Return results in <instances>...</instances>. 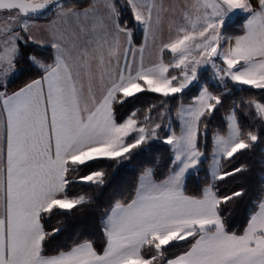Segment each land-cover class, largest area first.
Returning a JSON list of instances; mask_svg holds the SVG:
<instances>
[{
    "label": "snow or ice",
    "instance_id": "1",
    "mask_svg": "<svg viewBox=\"0 0 264 264\" xmlns=\"http://www.w3.org/2000/svg\"><path fill=\"white\" fill-rule=\"evenodd\" d=\"M124 4L143 31L138 48L114 0H92L83 11L66 8L64 0H0V17L8 22L0 26V86L7 88L21 43L53 50L49 63L29 57L42 71L39 78L11 94L0 91V264H264V198L242 232L229 231L224 216L227 206L246 194L243 188L221 193L222 182L246 171L245 165L228 170L225 164L260 139L242 129L239 105L226 116V129L212 135L211 162L199 195L185 191L187 176L198 173L204 162L207 121L222 106L229 83L239 91L248 86L264 92V0L257 6L251 0ZM167 13L172 18L164 39ZM238 13L246 14L243 34L225 36L222 29ZM49 15L55 19L47 39L31 35L35 21ZM73 21L79 33L87 34L83 44ZM121 34L127 38L123 47ZM150 46L156 59L146 63ZM166 52L171 55L167 62ZM207 66L224 92L213 93L201 81L199 70ZM197 86V94L184 103L186 90ZM140 93L160 99L142 120L140 109L118 120L116 105ZM170 99L180 101L175 108L179 133L169 115ZM246 105L264 121V103ZM157 140L171 153L168 174L157 180L153 168H145L134 195L112 204L102 221V251L84 240L50 253L47 241L60 228L46 230L45 218L57 211L70 215L90 202L84 195L69 197L68 186L105 184L103 169L73 174L102 162L130 161L135 150ZM180 242L186 250L170 255Z\"/></svg>",
    "mask_w": 264,
    "mask_h": 264
},
{
    "label": "trees",
    "instance_id": "2",
    "mask_svg": "<svg viewBox=\"0 0 264 264\" xmlns=\"http://www.w3.org/2000/svg\"><path fill=\"white\" fill-rule=\"evenodd\" d=\"M91 0H64L67 7L84 8L90 4ZM117 8L121 12V23L127 22L128 28L132 30L133 44L139 45L142 41L143 31L136 26L132 20L130 11L127 10L124 0H114ZM54 15H49L47 18L39 20H48ZM30 56H36L46 63L51 62L53 50L44 46L28 42L21 43L20 54L16 62V73L7 83V91L16 89L25 85L32 79H36L42 74L41 69L35 66ZM165 61L171 59L169 53H165ZM201 81L207 83L209 90L219 94L225 90L222 87H217L216 82L209 79V71L199 73ZM230 91L223 97L222 106L214 112L213 116L207 121V143L204 162L199 166L198 173L192 172L186 178L185 191L188 195H199L201 189L206 183L208 175V165L211 160L212 150V135L217 131L226 129V116L235 105L237 119L240 122L242 129L254 131L260 139L251 150L237 154L230 164H225L228 170L246 166V171L229 178L226 182L220 184L221 193L230 192L243 188L245 196L230 203L224 211L226 228L229 231L242 232L247 224V220L251 213L256 209L258 202L264 198V121L255 115V109L249 108L246 101L256 100L264 103V92L256 89H250L244 86L243 91L237 90L229 83ZM198 92L197 87H191L186 90L183 102L189 103L191 97ZM160 97L154 93H140L136 98L130 100L123 105H116V114L118 120H123L132 111L140 109L138 113L142 120L145 110L152 104L158 103ZM179 99H170L169 106L171 108V118L175 114V108L179 103ZM156 116V111L153 112ZM168 117L164 118L163 123L167 122ZM157 122H160L159 120ZM178 132V125L174 124ZM165 133H162V136ZM203 144V141H202ZM171 153L167 145L162 140L152 141L147 147L135 150L130 161H125L121 164H111L110 162H102L95 168H84L79 173H74L73 177L87 174L92 170L103 169L106 172L105 184L103 186L89 185L87 183L76 182L68 186L67 192L69 197L80 195L86 196L90 202L83 206H78L72 210V214L66 215L60 212H55L50 218H45L46 230L51 231L53 228H60V231L51 236L47 241L46 248L50 253L61 248L71 247L74 243H79L84 240H90L98 251H102L105 244L103 234V219L106 212L111 208L116 200H124L125 202L134 195L135 188L138 183L139 176L145 168L151 167L154 170V177L157 180L163 179L169 170ZM188 245L185 242H180V245L171 249V254H179L186 250Z\"/></svg>",
    "mask_w": 264,
    "mask_h": 264
},
{
    "label": "crops",
    "instance_id": "3",
    "mask_svg": "<svg viewBox=\"0 0 264 264\" xmlns=\"http://www.w3.org/2000/svg\"><path fill=\"white\" fill-rule=\"evenodd\" d=\"M183 2H184V0H164L165 5L166 6H170V7L174 6L176 3H183ZM188 2L190 3L191 0H188ZM251 2H252V4L254 6H257V0H251ZM91 3H92V0H91L90 4L88 6H86L84 8H75V9L77 11H83L84 9L89 8ZM98 7L100 8L101 14H104L105 10H104L103 6L102 5H98ZM171 18L172 17H171L170 13L165 14V19H164L163 24H162V36H163L164 39H167L168 36H169V22H170ZM234 18L235 19L233 20V23L236 25L235 26L236 29L235 30H231V34L230 35L227 33L228 35H225L227 37H235L237 35H242L243 34V25H244V21L246 19V14L238 13L237 15L234 16ZM54 19H55V16H53L52 18H50L48 20H37V21H35V26L30 29V34L33 35L34 37H36L37 39H47V37H48V27H49L50 23ZM71 27L74 28L79 33V28L76 26L74 21H73ZM79 35H80V39L78 40V44H83L84 41L87 39V34L79 33ZM120 40H121L122 47L125 46L127 38L123 34H121ZM132 43H133V40H132ZM142 44H144V35H142L141 43L139 45L133 44V46L138 48ZM92 47H93L92 45H89L90 49ZM149 53H151V55ZM75 54L76 53L74 51L73 55H75ZM137 58H138V54H137ZM155 59H156L155 48L150 46L145 51V62L146 63H150V62L155 61ZM15 73H16V69H15L14 73H12L11 78L15 75ZM37 78H39V77H37ZM23 86H20V87H18L16 89H13V90H10V91H7V89H5L3 86H0V91L6 90L8 92V94H11L12 92L18 90L19 88H21ZM210 162H211V160H210Z\"/></svg>",
    "mask_w": 264,
    "mask_h": 264
},
{
    "label": "rangeland",
    "instance_id": "4",
    "mask_svg": "<svg viewBox=\"0 0 264 264\" xmlns=\"http://www.w3.org/2000/svg\"><path fill=\"white\" fill-rule=\"evenodd\" d=\"M235 18H234V16L227 22V26L224 28V29H222V31H223V33L225 34V35H230L231 34V30H235L236 28H235V24L233 23V20H234ZM8 22H7V20L6 19H4L3 17H0V26H5L6 24H7ZM228 33V34H227ZM217 63H220V61H217ZM203 71H209V79L211 80V81H213V79H212V77H213V70L211 69V67L210 66H207V67H205V68H202V69H200L199 70V73L200 72H203ZM11 76H12V74L7 78V83H8V81L10 80V78H11ZM213 82H215V81H213ZM172 121H173V126H174V124H177L178 125V132L177 133H179V123H178V121L176 120V118H175V114H174V116L172 117ZM167 123V122H166Z\"/></svg>",
    "mask_w": 264,
    "mask_h": 264
}]
</instances>
